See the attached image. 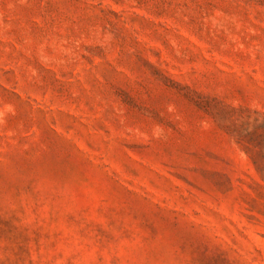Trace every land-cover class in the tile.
<instances>
[{"label": "rangeland", "instance_id": "rangeland-1", "mask_svg": "<svg viewBox=\"0 0 264 264\" xmlns=\"http://www.w3.org/2000/svg\"><path fill=\"white\" fill-rule=\"evenodd\" d=\"M0 264H264V0H0Z\"/></svg>", "mask_w": 264, "mask_h": 264}]
</instances>
